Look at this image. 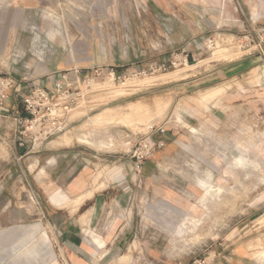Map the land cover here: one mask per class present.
Returning <instances> with one entry per match:
<instances>
[{
	"label": "crops",
	"instance_id": "0c3cea01",
	"mask_svg": "<svg viewBox=\"0 0 264 264\" xmlns=\"http://www.w3.org/2000/svg\"><path fill=\"white\" fill-rule=\"evenodd\" d=\"M77 4L78 13L63 16L61 11L70 5L62 6L60 0H0V81L12 82L0 87L6 94L2 98L0 93V196L4 205H12L15 189L7 180L22 178L39 220L45 219L55 231L54 236L28 235L26 241L37 245L24 254L21 264H188L191 258L179 252L173 235L181 216L194 215L198 201L193 200L202 194L198 186L203 187L198 180L195 189L189 187L179 182L188 177L163 170L184 147L177 132L163 134L165 146L143 164L128 154L119 159V168L105 171L99 155L74 143L63 144L58 137L40 150L20 145L18 119L26 116L24 96L34 86L53 90L64 78L76 82L95 66L121 71L144 65L175 46L196 44L210 30L230 29L237 23L236 13H216L199 4L193 23L180 7V25L161 34L157 14L142 15L131 0H104L95 13L84 8V1ZM243 5L245 45L258 37L264 41V0H243ZM256 64L260 74H253ZM219 68L221 80L244 83V90L224 97L234 105V114H250L253 98L264 102L263 56L248 55ZM247 84H254L259 95L246 96L252 91ZM214 88L181 96L180 121L185 127L217 116L213 103L206 115L202 97ZM40 228L36 223L30 231ZM255 243L253 237L224 238L204 254L212 264H264V240Z\"/></svg>",
	"mask_w": 264,
	"mask_h": 264
},
{
	"label": "rangeland",
	"instance_id": "374dc122",
	"mask_svg": "<svg viewBox=\"0 0 264 264\" xmlns=\"http://www.w3.org/2000/svg\"><path fill=\"white\" fill-rule=\"evenodd\" d=\"M77 1L60 0V5H70V9H63L61 14L78 13ZM82 1L84 8L94 13L100 11L99 6L103 7L104 3V0ZM131 1L142 15L157 14L155 22L161 34L173 28V24L180 25V7L186 8L189 21L196 23V12L201 10L199 4L209 6L208 10L214 9L216 13L234 10L237 23L228 30H210L204 39L185 46L187 49L175 46L171 52L163 53L165 56L157 55L141 66L130 65L121 71L104 67L107 72L121 74V78L107 75L97 80L95 83L99 86L82 96L80 104L70 114L67 131L58 136V140L99 155L103 158L100 169L114 170L120 167L119 159L127 156L139 139L155 131L156 126L165 125V133L177 132L184 147L163 170L175 176L180 173V178L188 177V180L182 177L179 182L189 187L195 189L196 180L203 187L198 186L202 194L193 200L199 205H195L197 210L193 212L200 219L198 224L193 225V216L185 219L181 216L173 235L179 252L187 254L192 261L210 250L216 241L235 236L253 237L256 246L261 245L264 240V102L253 98L250 114H234V105L228 104L224 97L229 91L244 90V83L221 80L218 75L221 65L248 56L249 48L252 50L249 56L264 58L261 38H255L249 46L243 41L240 17L243 0ZM155 63L167 69L152 72L151 66ZM255 67L253 74H260L257 64ZM203 76H206L203 81L191 82ZM247 85L252 91L246 96L259 95L254 84ZM209 86L216 88L204 91L203 105L208 115L211 112L208 106L213 103L217 116L213 119L206 116L197 126L185 127L180 121L181 96ZM151 120L154 123L150 125ZM165 133L154 132L153 136L166 143L162 136ZM7 183L14 187L15 196L12 205H4L0 196V264H21L25 261L24 254L37 245L26 241L28 235L54 236L55 231L45 219L39 220V212L24 180L12 178ZM208 190L210 192L206 193ZM36 223H41V228L30 231V226ZM10 255L12 257L8 258Z\"/></svg>",
	"mask_w": 264,
	"mask_h": 264
},
{
	"label": "built area",
	"instance_id": "2783aa9c",
	"mask_svg": "<svg viewBox=\"0 0 264 264\" xmlns=\"http://www.w3.org/2000/svg\"><path fill=\"white\" fill-rule=\"evenodd\" d=\"M248 53L252 54L251 48ZM157 69L165 71L167 67L163 64H152L151 71L156 72ZM107 75L121 78V74H117L115 71L107 72L104 66H95L90 75L84 76L76 82L64 78V81L58 83L53 90L34 86L24 96L26 116H19L18 119L16 133L19 144H28L32 149L40 150L51 140L64 134L70 124V114L80 104L82 96L95 90V82ZM11 85V81H0V87L8 88ZM0 93L2 98L6 97L4 91H0ZM153 128L154 126H152ZM154 129L155 131H152L151 134L139 139L129 152L138 165L143 164L154 155L157 149L165 145L164 140H156L153 136L154 132L165 133V125H158ZM188 264H212V259L209 254H203Z\"/></svg>",
	"mask_w": 264,
	"mask_h": 264
},
{
	"label": "bare ground",
	"instance_id": "6f19581e",
	"mask_svg": "<svg viewBox=\"0 0 264 264\" xmlns=\"http://www.w3.org/2000/svg\"><path fill=\"white\" fill-rule=\"evenodd\" d=\"M182 71V70H181ZM96 85L97 84H94V86L96 87ZM97 86H99V85H97ZM152 122H150L149 124L151 125V124H153L154 122H153V120H151ZM210 188H212V187H210ZM218 189H222V187H218ZM211 190V189H210ZM210 190H208V192L207 193H209L210 192ZM191 217V216H190ZM188 218V217H187ZM193 218H194V222H193V225H197L198 224V220H200L199 218H196L194 215H193ZM190 220V219H189ZM185 224V223H184Z\"/></svg>",
	"mask_w": 264,
	"mask_h": 264
}]
</instances>
